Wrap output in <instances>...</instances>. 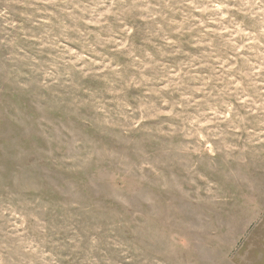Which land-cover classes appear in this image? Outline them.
Here are the masks:
<instances>
[{"label":"clouds","instance_id":"obj_1","mask_svg":"<svg viewBox=\"0 0 264 264\" xmlns=\"http://www.w3.org/2000/svg\"><path fill=\"white\" fill-rule=\"evenodd\" d=\"M3 115L0 264L235 251L264 223V0H0Z\"/></svg>","mask_w":264,"mask_h":264},{"label":"rangeland","instance_id":"obj_2","mask_svg":"<svg viewBox=\"0 0 264 264\" xmlns=\"http://www.w3.org/2000/svg\"><path fill=\"white\" fill-rule=\"evenodd\" d=\"M22 135V130L16 127L7 115L0 116V178L5 182L10 183L11 177L17 171L18 163L14 156L17 142ZM41 147H44L42 142ZM47 179L63 184L77 178L49 166ZM181 215L184 221L192 226L198 223L194 210L190 207L183 208ZM180 259L184 264H264V223L254 224L248 230L247 238L240 240L235 251L215 245H209L207 248L194 246L181 253Z\"/></svg>","mask_w":264,"mask_h":264}]
</instances>
